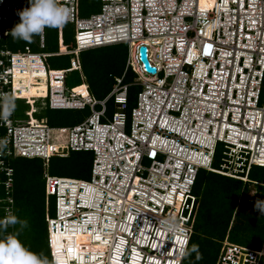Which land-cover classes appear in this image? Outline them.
<instances>
[{"label": "built area", "instance_id": "obj_1", "mask_svg": "<svg viewBox=\"0 0 264 264\" xmlns=\"http://www.w3.org/2000/svg\"><path fill=\"white\" fill-rule=\"evenodd\" d=\"M101 1L99 12L81 17L79 0H60L76 29L77 48L70 52L128 45L123 74L115 77L106 97L97 99L77 91L78 86H65L69 71L80 68L78 56L69 68L41 72L42 59L62 52H32L29 45L13 52L6 47L5 33L19 22L16 11L27 7L28 0H0V97L24 96L30 105L26 118H19L15 103L11 117L0 123V138L8 140L7 151L0 154V219L14 215L12 157L48 162L51 154L90 151V180L46 174V193L57 197L55 216L47 214L50 242L51 230L81 227L91 214L97 225L111 218L123 225L115 234L117 241L123 239L118 244L123 262L181 264L178 252L188 247L199 206L193 192L199 169L236 176L244 167L248 173L252 163L264 165V0H209L208 6L207 0ZM39 45L45 46V29ZM141 46L154 72L142 61ZM26 71L35 79L33 85L47 80L46 87L22 93L15 80ZM129 71L135 73L133 83L124 80ZM131 85L141 90L128 125ZM47 95L48 102L42 100ZM39 98L41 107H88L90 113L75 125L51 127L47 118L34 116ZM110 101L115 107L111 117ZM254 112L258 119L251 118ZM233 127L251 133L255 143L243 136L232 140ZM216 140L224 143L220 169L210 156ZM89 187L100 190V198L97 191L89 195ZM169 216L180 226L175 235L159 227L158 221ZM105 248L96 257L98 264H110ZM76 263V258L68 262ZM215 264H264V242L256 249L226 236Z\"/></svg>", "mask_w": 264, "mask_h": 264}, {"label": "trees", "instance_id": "obj_2", "mask_svg": "<svg viewBox=\"0 0 264 264\" xmlns=\"http://www.w3.org/2000/svg\"><path fill=\"white\" fill-rule=\"evenodd\" d=\"M100 8H101V0H79V9L81 15L87 14L86 16H88L94 12L99 11ZM15 23H18V21H15L14 24ZM50 29L55 34V40H54L55 43L50 45L51 49L48 52H53L60 49L58 48L59 45L58 37H60V35H62L64 39L68 41L70 40L69 37L72 32V29L75 32L74 25L69 22L64 24L61 28H50ZM59 29L61 30L62 33L59 32ZM46 34H47V29H46ZM4 44L6 45L7 48L14 51L24 50L26 45H29L32 48V50H36L35 48L37 47L36 45H32L29 42H25L22 40H13L10 34L4 40ZM122 44L124 43L114 44V45L95 48V49H99V51L102 52H107L113 49H118L119 47L122 46ZM69 47L70 46H68V48ZM95 49H90V50H95ZM90 50L81 52L82 55L80 54V61L82 64V72H80L79 70L70 71L66 77V84L69 80V76H70L69 74H71L72 72H77L78 74L79 72L80 73L84 72L83 77L85 78L86 82L89 84L91 93L95 96L96 94L98 95L99 93L93 86V80L92 77L90 76L86 64V60H87L86 58H88L87 53L90 52L89 53L90 55H94L93 52ZM51 57L64 58L67 61L63 67H57V69L70 67L71 55L69 54L53 55L47 58L51 59ZM95 61L97 62V60ZM108 63L109 61L102 62V64L104 65ZM128 73L129 72L126 73L125 79ZM108 76L110 77V79L113 78L114 81H115V77H117L116 74L113 72V70L109 72ZM26 77L25 78L27 80L26 83H24V87L29 88L30 92L34 93L37 91V89H41L40 87H33L31 85L32 77L30 76L29 72L26 74ZM104 77L105 75L102 74L100 80H103ZM83 81L84 80H81L69 87L80 85L81 83H83ZM132 86L129 89V102L132 97V91H131ZM111 89L112 87L107 91L104 97L111 91ZM44 109H47L48 111L52 112L47 117H45L47 118L49 124L52 126L62 125V124H58V118L60 119V121H66L63 119L64 113L54 116L55 115L54 113L56 112L58 113L65 111L84 112L83 110H85V109H78V110L52 109L48 106H44ZM82 119L83 118L78 117L77 119H75L76 121L72 120L74 123H71L70 125H66V126L75 125L81 122ZM221 158H222V149H220L218 152L217 159L214 164L215 166L217 167L220 166ZM16 159L20 160L18 167L15 166L14 164ZM60 161L64 162L63 165L70 163L71 168L75 167L77 171L80 172L83 170H88L89 174L91 175L93 157L91 158L90 152L88 153L87 151H71L66 156L51 157L47 165L48 168L51 171H53L52 173L49 172L50 174L58 175L57 169L58 167H61L59 166L58 163ZM87 161L91 162L90 169H88L89 162L88 164H86ZM44 165H45L44 160L37 157L11 158V166L14 168L15 171L14 191H13V197H14L13 211H14V215L17 216L19 219H26L28 222V226L19 233L18 238L20 239V241L30 250L37 253H43L45 256L49 258L51 264H53L50 246H49L46 214L50 216H55L56 201H55V196H50L48 197V199L46 198V193H45L46 170ZM256 167L264 168L262 166L251 167L248 173L247 181H243L241 179H237L213 171H208L205 169H200L198 171L196 182L193 189L194 194L199 196V192L197 189L199 187L202 188L204 185H207L208 183L211 184L210 190L212 191V194H215V197H217V199L221 198V204L223 205V209H213L210 200H206L204 198H200L201 200L199 199V206L197 208V213L193 223V232L188 247H191V245L194 244L193 242L195 240L198 241L199 238L204 237V239L205 238L207 239L204 240V244H202L200 240L198 243L199 244L198 251L201 254V259L196 260L195 253H192L190 256L183 258L181 264H207V261L210 260L212 261L215 259V257L218 258V254L225 236L228 234V239L230 240L232 238V231L252 232L251 229L260 231V234L263 235V238L260 242L259 248L262 247L264 242V213H261L257 208L254 207V205L256 201L264 200V180L255 177ZM58 176L84 179L81 178L80 176H74V175H65V176L58 175ZM251 184H253L257 188L254 195L255 200L252 204L253 212H250L246 208L241 207L239 203H237V199L239 198V201H241L242 194L249 191ZM212 202L214 201L212 200ZM209 208H211V210H209ZM246 226H248L249 228L251 227L250 230L247 231ZM18 228L19 225L17 224V225H9L7 228L0 229V238H2L3 235H6L8 233H15ZM211 243H216V246L213 247ZM52 248L54 251V257L56 263L68 264L69 260H67L66 256L70 255L71 249H72V259H74L75 238L73 235H54L52 238ZM251 248H255V247H251ZM93 257H95V255H93Z\"/></svg>", "mask_w": 264, "mask_h": 264}, {"label": "clouds", "instance_id": "obj_3", "mask_svg": "<svg viewBox=\"0 0 264 264\" xmlns=\"http://www.w3.org/2000/svg\"><path fill=\"white\" fill-rule=\"evenodd\" d=\"M100 10H101V8H100ZM99 11H97V12H99ZM94 13H96V12H94ZM79 14H80V9H79ZM16 15H18V17H19V22L15 23L14 26L12 27V29L7 31L5 33V35L8 36V34H10L12 36L13 40H22L25 42H31L34 36L40 37V34L45 29V46H46V28H60L64 24H66L68 22V19H69V10L61 4L60 0H28V6L22 8L20 10H17ZM90 15H88V16H90ZM80 16H81V14H80ZM81 17H87V16H81ZM69 23H72V22H69ZM72 24L74 25V29H75V24L74 23H72ZM75 34H76V29L74 32L75 46H73L72 48H70V47L69 48L68 47L67 48H60L57 51H53V52L41 51V50H38V51L32 50V52L55 53V52L61 51L62 53H60V54H51L49 56L69 54V55H71V59L76 58L78 56L79 61H80L79 54L81 52L86 51V50H90V49L110 46V45H104V46H100V47H94V48H89V49H85V50H80L78 55H76L74 52H70V51L75 50L77 48ZM5 39H6V37H5ZM5 39H3V41ZM117 44H120V43H117ZM112 45H114V44H112ZM39 47H40V45H39ZM44 47H40V48H44ZM12 51L15 52L14 50H12ZM63 51H65V52H63ZM49 56H47V57H49ZM47 57H45V59H42L45 68L39 70L41 72H44V70L48 71L49 69H53V70L57 69V68H51V67L47 66V63H46ZM71 59H70V67H71ZM126 62H127V60H126ZM37 65L41 66V64H39V63H37ZM125 66H126V64H125ZM61 69H66V68H61ZM72 70H79L81 72L82 71L81 61H80V68L72 69ZM131 72L133 74H135L133 71H131ZM42 75H44V74H42ZM117 77H119V76H117ZM47 83H48V81H47ZM126 83H131V82H126ZM80 85H86L87 92L90 95H93L90 91L89 84L86 82L85 78H84L83 83H81ZM80 85H77V86H80ZM65 86H67L68 88H73V87H69L66 84V81H65ZM77 86H74V87H77ZM130 87H129V89H130ZM128 97H129V95H128ZM25 99L26 98L24 96H19L16 99H14L11 96L0 97V123L7 122L8 119L11 117L13 111L16 110L15 109V103H16V106L18 105L19 102L25 103L24 102ZM41 99L42 98L37 99V103H36L37 110H36V112H38V110H39V107L37 106V104H41ZM97 99H99V98H97ZM100 99H102V98H100ZM42 100H46L48 102L49 101L48 95L46 97H44ZM136 100H137V98H136ZM26 104L28 105V109H29L30 105L28 103H25V105ZM42 107H43V105H42ZM74 110H78V109H74ZM50 126L51 127H61V126H52V125H50ZM223 145H224V143L220 140H216L214 142V144L212 146L213 150H212V153L210 154V156L213 158V161H212L213 165L216 162L219 150L222 149V152H223V149H224ZM232 145H234V144H232ZM250 145H252V144H250ZM7 148H8L7 138H0V154L5 153L7 151ZM244 149H246L244 151L248 150L250 153L251 149L249 147H245ZM71 151L72 150H70L68 152V154ZM79 151H85V150H79ZM87 152H90V151H87ZM237 154H239V153H237ZM54 156H58V155L51 154L48 157V161L51 157H54ZM63 156H66V155H63ZM222 156H223V154H222ZM247 156H249V154H247ZM18 157H23V156H18ZM26 158H29V157H26ZM33 158H36V157H33ZM37 158H40V157H37ZM41 159H43L46 162V160H45L46 158H41ZM221 161H222V158H221ZM253 166L264 167V165L258 164V163H252L251 167H253ZM251 167H250V169H251ZM214 168L220 169V166L217 167L214 165ZM201 169H203V168H201ZM204 169L208 170L206 168H204ZM208 171H212V170H208ZM245 171H246V167L243 168L242 172H238V174L236 176H230V175H227V176L234 177L237 179H241L243 181H247L249 171H248V173H245ZM213 172H216V171H213ZM217 173L223 174L221 172H217ZM46 174H49V173H47V172L45 173V193H46ZM50 175H53V174H50ZM223 175H226V174H223ZM55 176H58V175H55ZM50 196H55V201H56L57 197L55 194L54 195H47V193H46L47 199ZM254 207L257 208L261 213H264V200L256 201ZM46 221H47V227H48L49 246H50V251H51V256H52V262H53V264H57L55 257H54V251H53V248H52V245L50 242V229H49V222L47 219V214H46ZM158 223H159L160 229L163 230L164 232L170 234V235H175L180 230V226H179L178 221L174 217H171V216L162 217L158 221ZM17 224L19 225V228L16 230L15 233H8L6 235H3L2 238H0V264H51V262L47 256H45L43 253H37V252L30 250L18 238L19 233L24 228H26L28 226V222L26 219H19L15 215H8V216H5L3 219H0V229L7 228L9 225H17ZM226 236H228V234ZM192 253H195V259L196 260L201 259V254L199 253L198 245H196V244L191 245V247L181 248L178 252V256L180 258H186V257L190 256Z\"/></svg>", "mask_w": 264, "mask_h": 264}, {"label": "rangeland", "instance_id": "obj_4", "mask_svg": "<svg viewBox=\"0 0 264 264\" xmlns=\"http://www.w3.org/2000/svg\"><path fill=\"white\" fill-rule=\"evenodd\" d=\"M209 0H207L205 2V6L210 5ZM100 4V3H99ZM99 6V5H98ZM87 14H82L81 16H86ZM61 28V27H60ZM47 29V34H46V46L44 48H40L39 47V37L38 36H34L32 41L29 42L32 45H36L37 47L35 48L36 51L41 50V51H49L51 49V44L55 43V34L54 32H52V30L50 28H46ZM59 32H61V30L59 29ZM60 35V34H59ZM70 40L66 41L64 39V37L62 35H60V37H58V48H67L68 46H70V48H72L73 46H75V40H74V31L72 29V32L70 34L69 37ZM66 41V42H65ZM93 52L94 55H90L88 52L87 53V57L86 58V64H87V68L88 71L90 73V76L92 77L93 80V86L94 88L98 91V95L96 94L95 97L96 98H103L104 95L107 93V91L112 87V84L115 82L113 78L110 79V77L108 76L109 72H111L113 70V72L116 74V76H121L125 64H126V60L128 57V46L127 44H122L121 47H119L118 49H113L107 52H102L99 51V49H95V50H90ZM81 54V53H80ZM79 54V56H80ZM82 55V54H81ZM46 63L48 67L51 68H57V67H63L65 65V63L67 62L64 58H57V57H51L50 58H46ZM97 60V62L95 61ZM103 61H109L108 64L104 65L102 64ZM82 72V71H81ZM84 73V72H83ZM83 73L79 74L77 72H72L71 74H69V80L67 82L68 86H71L83 79ZM104 74L105 77L103 80H100L101 75ZM135 81V74H133L131 71L128 73L125 82H134ZM47 85V84H46ZM141 90V87L138 85H134L131 88L132 91V97L131 100L129 102V108H128V125H129V120H130V113H131V108L133 106H135L136 104V98H137V93ZM103 96V97H102ZM37 106L39 107V110L37 113H35V117H47L50 113V111H48L47 109H44V106L41 107V104H37ZM28 109V106L25 105L23 102H19L18 103V107H17V116L19 118H26L25 116V110ZM115 110V107L113 106L112 101H110L108 103V116L111 117L113 112ZM84 112H56L54 113V116H57L58 114H62L64 113L63 119L66 121H60V119L58 118V124H62L64 126L66 125H70L71 123H74L72 120L79 118H85V116H87L90 113V110L88 108H86L85 110H83ZM69 114V115H66ZM68 117V118H66ZM56 118V117H55ZM82 119V120H83ZM68 120V121H67ZM76 121V120H75ZM62 125H57V126H62ZM129 130V127H128ZM89 153V152H88ZM91 154V158L93 157V153L90 152ZM88 156V155H87ZM20 159V158H18ZM91 161V159H90ZM87 161L86 164H88L89 162V168L91 166V162ZM20 160H15V166L18 167ZM45 172L47 173H52L53 171H51L48 168V162H45ZM59 166L57 169V173L58 175H74V176H80L81 178L90 180L91 175L89 174L88 170H83V171H77V169L71 168V164L67 163L64 164V162H58ZM146 164H148V161H145ZM48 168V169H47ZM256 171V178L264 180V168H255ZM49 173V174H50ZM210 186L211 184H207L204 185L202 188L199 187L197 190L199 192V199L200 198H204L206 200H210L211 206L213 209H223V205L221 204V198L217 199V197H215V194H212V191L210 190ZM256 186H254L253 184L250 185V189L248 192H245L242 194V200L239 201V198L237 199V203H239V205L241 207L246 208L247 210H249L250 212H253V202L255 200V192H256ZM226 198V197H224ZM201 200V199H200ZM212 200L214 202H212ZM218 200V201H217ZM227 200V199H226ZM209 210H211V208H209ZM242 212V211H241ZM246 230H250V228L248 226H246ZM230 231V229H229ZM252 232H238V231H232V238L230 239L231 241L237 242L238 244H242V245H246V246H250V247H255V248H259L260 247V242L263 238V235L260 234V231L251 229ZM207 239V238H205ZM204 237L199 238V240L202 242V244H204ZM254 239V240H253ZM199 240H195L193 243L198 245V250H199ZM212 246H216V243H211ZM77 249H90L89 247H81L78 246L76 247ZM218 248V247H217ZM212 250V249H211ZM211 252V251H210ZM218 252V251H217ZM67 260H71L72 259V249H71V253L69 256H66ZM217 257H215L214 260H210L207 261V264H215Z\"/></svg>", "mask_w": 264, "mask_h": 264}, {"label": "bare ground", "instance_id": "obj_5", "mask_svg": "<svg viewBox=\"0 0 264 264\" xmlns=\"http://www.w3.org/2000/svg\"><path fill=\"white\" fill-rule=\"evenodd\" d=\"M27 73L28 72L26 71L20 75H17L16 80H15V83L17 85H21V87H22L21 90H22V93H24V94L32 93V92H30L29 88L24 87V83H26V80H27L26 79ZM34 80L35 79L32 78L31 82ZM31 85L33 87H40L42 89V87L43 88L46 87V81L43 80L41 83H38V86L33 85V83H31ZM85 87H86V85H82V86H78L76 89L80 93L86 94L87 90ZM201 96H202V94H201ZM251 118H254V120L256 118L258 119L256 112H254L253 115H251ZM252 127H254V124ZM232 129H233L232 136H231L232 140H238V138H240V136H243L245 138H249L252 141V145L255 143L256 137H254L251 133H244L237 127H233ZM263 141H264V137L262 139V142ZM262 146H264V145H262ZM261 152L264 156V148L261 150ZM125 183H126V180L124 179L123 184H125ZM89 188L90 189L86 190V192L89 195L92 194L93 192L97 191L98 198H100V192H99L100 190H98V189L94 190L93 187H89ZM84 203L87 205L92 204L90 201H87V203L86 202H84ZM113 208L117 210V209H119V206L113 205ZM95 216H97V215H95ZM89 223H91V224L94 223L92 230L86 229V225ZM68 224H70V223H68ZM97 224H98L97 218L92 217V215L90 214L88 219L83 222L81 227L79 225L75 224L74 228H72V226L70 224L69 226H65L64 230H61L59 227L57 228L56 231L51 230V238H53L54 235H73L74 236V238H75L74 258L77 259L76 264H92V263H94L96 261V257L99 256L98 253L106 252L105 247H107V249L110 251V254L108 255L110 264H127V263H125L119 259L120 258L119 245H123L122 244L123 239L120 238V240L117 241L116 235H115L116 233H118V231H120V229L122 228L123 225L117 223V221H115L114 218L109 219V221L102 222L103 225H97ZM100 226L103 227V230H101ZM106 228H108L109 231L107 232V234H104ZM127 228L128 227H126V228L124 227V229H127ZM97 237H99V239H97ZM96 241H98V243H96ZM51 244H52V242H51ZM78 246L89 247L90 249H77L76 247H78ZM87 254H88V256H90L88 260L85 257ZM93 255H95V257H93ZM134 256H136V259H137L139 255H134ZM95 263L98 264L99 262H95ZM128 264H137V263L131 261V263H128Z\"/></svg>", "mask_w": 264, "mask_h": 264}, {"label": "water", "instance_id": "obj_6", "mask_svg": "<svg viewBox=\"0 0 264 264\" xmlns=\"http://www.w3.org/2000/svg\"><path fill=\"white\" fill-rule=\"evenodd\" d=\"M140 55H141V59L145 64V67L147 68V70L154 72L156 69L153 66H150L148 60H147V56H146V47L145 46H141L140 47Z\"/></svg>", "mask_w": 264, "mask_h": 264}, {"label": "snow or ice", "instance_id": "obj_7", "mask_svg": "<svg viewBox=\"0 0 264 264\" xmlns=\"http://www.w3.org/2000/svg\"><path fill=\"white\" fill-rule=\"evenodd\" d=\"M97 239H99V237H97Z\"/></svg>", "mask_w": 264, "mask_h": 264}, {"label": "crops", "instance_id": "obj_8", "mask_svg": "<svg viewBox=\"0 0 264 264\" xmlns=\"http://www.w3.org/2000/svg\"><path fill=\"white\" fill-rule=\"evenodd\" d=\"M84 78V77H83Z\"/></svg>", "mask_w": 264, "mask_h": 264}]
</instances>
